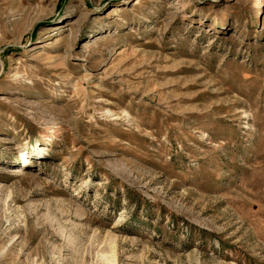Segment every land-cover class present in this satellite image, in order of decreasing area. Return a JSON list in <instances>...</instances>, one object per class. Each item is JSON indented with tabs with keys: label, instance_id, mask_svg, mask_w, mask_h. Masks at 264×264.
<instances>
[{
	"label": "rangeland",
	"instance_id": "1",
	"mask_svg": "<svg viewBox=\"0 0 264 264\" xmlns=\"http://www.w3.org/2000/svg\"><path fill=\"white\" fill-rule=\"evenodd\" d=\"M0 264H264V0H0Z\"/></svg>",
	"mask_w": 264,
	"mask_h": 264
},
{
	"label": "bare ground",
	"instance_id": "2",
	"mask_svg": "<svg viewBox=\"0 0 264 264\" xmlns=\"http://www.w3.org/2000/svg\"><path fill=\"white\" fill-rule=\"evenodd\" d=\"M17 171L14 173L15 176H19L21 173V171H19V169H16Z\"/></svg>",
	"mask_w": 264,
	"mask_h": 264
}]
</instances>
